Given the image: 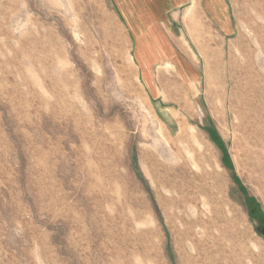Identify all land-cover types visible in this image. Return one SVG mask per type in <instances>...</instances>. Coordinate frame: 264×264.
Returning a JSON list of instances; mask_svg holds the SVG:
<instances>
[{"label":"rangeland","instance_id":"obj_1","mask_svg":"<svg viewBox=\"0 0 264 264\" xmlns=\"http://www.w3.org/2000/svg\"><path fill=\"white\" fill-rule=\"evenodd\" d=\"M182 1L0 0V264H264V0Z\"/></svg>","mask_w":264,"mask_h":264},{"label":"bare ground","instance_id":"obj_2","mask_svg":"<svg viewBox=\"0 0 264 264\" xmlns=\"http://www.w3.org/2000/svg\"><path fill=\"white\" fill-rule=\"evenodd\" d=\"M257 51H259V54L255 56L251 53L244 55L246 61L245 65L241 66L243 83L240 88L239 106L243 132L247 140L253 144L252 149L245 151L246 159L250 164L264 171V166L261 164L262 147L260 143L261 132L259 129V114L262 99L264 97V90L260 85L261 81L264 80V76L261 74L264 60L260 59V54L264 55V49H257ZM259 65H261V67H259Z\"/></svg>","mask_w":264,"mask_h":264},{"label":"crops","instance_id":"obj_3","mask_svg":"<svg viewBox=\"0 0 264 264\" xmlns=\"http://www.w3.org/2000/svg\"><path fill=\"white\" fill-rule=\"evenodd\" d=\"M188 2V0H186L185 2H181V4L180 5H178V6H174V7H172V9H176V8H180V7H182L185 3H187ZM173 4V3H172Z\"/></svg>","mask_w":264,"mask_h":264}]
</instances>
